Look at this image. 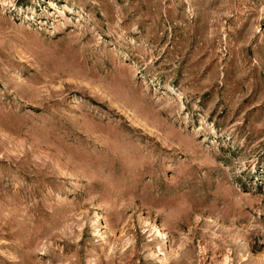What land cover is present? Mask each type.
<instances>
[{
	"label": "rangeland",
	"instance_id": "374dc122",
	"mask_svg": "<svg viewBox=\"0 0 264 264\" xmlns=\"http://www.w3.org/2000/svg\"><path fill=\"white\" fill-rule=\"evenodd\" d=\"M0 264H264V0H0Z\"/></svg>",
	"mask_w": 264,
	"mask_h": 264
}]
</instances>
